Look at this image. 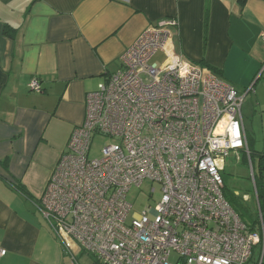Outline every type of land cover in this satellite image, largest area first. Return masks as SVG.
I'll use <instances>...</instances> for the list:
<instances>
[{"label": "built area", "instance_id": "2783aa9c", "mask_svg": "<svg viewBox=\"0 0 264 264\" xmlns=\"http://www.w3.org/2000/svg\"><path fill=\"white\" fill-rule=\"evenodd\" d=\"M178 26L175 17L148 26L87 94L84 122L39 204L73 259L84 252L101 264H172L175 252L177 264H252L264 238L225 198L221 174L242 151L256 188L242 114L248 92L186 60L174 42ZM29 87L42 90L37 77ZM97 135L116 142L90 158ZM147 180L161 185L162 198L131 216L128 193Z\"/></svg>", "mask_w": 264, "mask_h": 264}, {"label": "crops", "instance_id": "0c3cea01", "mask_svg": "<svg viewBox=\"0 0 264 264\" xmlns=\"http://www.w3.org/2000/svg\"><path fill=\"white\" fill-rule=\"evenodd\" d=\"M168 17L179 21L174 42L186 60L248 92V146L264 153L252 150L246 122L264 111V0H0V264H78L84 252L73 259L41 198L84 122L87 94L121 67L143 30ZM257 202L261 216L258 193ZM252 262L264 264L263 243Z\"/></svg>", "mask_w": 264, "mask_h": 264}, {"label": "rangeland", "instance_id": "374dc122", "mask_svg": "<svg viewBox=\"0 0 264 264\" xmlns=\"http://www.w3.org/2000/svg\"><path fill=\"white\" fill-rule=\"evenodd\" d=\"M162 57L161 54H158L152 62L161 60ZM246 122L248 124V129L251 132L250 134L255 138L252 150H264V111L260 110L255 118L254 116H250ZM111 142H116V140L101 135L95 136L92 140L89 157H100L102 148L107 143ZM240 155L241 156L238 158L236 154L231 153L224 161V167L221 174L227 189L235 195L243 198V206L248 208V213L252 218L257 219L260 217V213L249 157L242 151L240 152ZM251 161L253 163L255 175L260 176L261 173L264 174V168H259L260 155L253 152ZM153 188H155L154 193H152ZM161 198V185L155 181L147 180L140 187H132L128 193V201L133 204L130 215L132 216L134 213H141L149 205L155 206ZM247 223L250 226L251 221L249 220ZM170 261L172 264H177L178 255L175 252L171 255ZM78 264H94V258L84 253L82 257L78 259Z\"/></svg>", "mask_w": 264, "mask_h": 264}, {"label": "trees", "instance_id": "16d2710c", "mask_svg": "<svg viewBox=\"0 0 264 264\" xmlns=\"http://www.w3.org/2000/svg\"><path fill=\"white\" fill-rule=\"evenodd\" d=\"M245 0H241V2L243 3ZM210 69L212 70V72L214 74H216L218 76V71L215 68L210 67ZM251 157H252V152H251ZM259 168H264V153L260 154V165ZM255 181H256V190L258 193V198H259V202H260V207H261V213H262V219L261 216L258 217L257 219H254L251 217V215H249V211L248 208H245L243 205L244 199L241 198L240 196L235 195L234 193H232L231 191H229L225 185L224 187V195L225 198L228 200V202L230 203V205L233 207V209L239 214V216L242 218V220L247 223L249 220L251 221V224L249 226L251 231H261L262 230V226L264 223V174L261 173L260 176L255 175ZM23 192L24 190L19 187ZM263 221V223H262ZM257 227H259V229L257 230ZM264 237V234L262 235ZM261 243L264 244V238L262 239ZM253 257L251 259V263L252 264H259V262H252ZM96 261V264H101L99 261Z\"/></svg>", "mask_w": 264, "mask_h": 264}]
</instances>
